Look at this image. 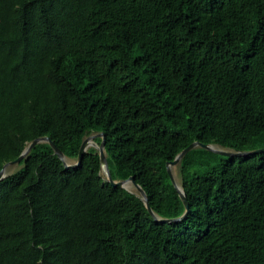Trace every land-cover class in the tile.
<instances>
[{
  "label": "trees",
  "instance_id": "16d2710c",
  "mask_svg": "<svg viewBox=\"0 0 264 264\" xmlns=\"http://www.w3.org/2000/svg\"><path fill=\"white\" fill-rule=\"evenodd\" d=\"M0 264H264V0H0ZM102 136L95 141L100 144Z\"/></svg>",
  "mask_w": 264,
  "mask_h": 264
},
{
  "label": "water",
  "instance_id": "95a60500",
  "mask_svg": "<svg viewBox=\"0 0 264 264\" xmlns=\"http://www.w3.org/2000/svg\"><path fill=\"white\" fill-rule=\"evenodd\" d=\"M97 136H102L103 137V140H102V142L100 144H98L95 141V138ZM42 142H49L53 146L55 153L63 160V162L65 163L66 167H76L79 164H81L85 152L88 151V145H90V147H92V146L96 147L98 149V151H99V154H100L101 163H102V171L106 172L107 179L114 186H122V187H124V188H126V189H128L130 191H133L131 189V187H134L136 191H133V192H135L137 195H139L145 201L146 206L148 207L150 212L155 215V212L153 211V209H152V207H151V205L149 203L146 191L143 189V187L139 183H137L136 178L134 176H131L128 179H124V180H114L113 179L112 174H111V170H110V167H109V163H108V160H107L106 149H105V146H106V135L104 133H102V132L101 133H93V134L87 136L83 140L81 148H80V152H79V156H78L77 162L74 163V164H69L68 163L67 157L64 154V152L53 142V140L50 137H48V136L37 137L36 139L32 140L31 142H29L27 144V146L23 150L22 154L17 159L12 160L10 162H7L3 166L2 170L0 171V180L4 179L6 176L9 175L7 173V171H6V169H7V167L9 165L14 164V163H19L22 159H24L31 152V150L37 144L42 143ZM198 146L204 147L206 149H209V150L214 151V152H218V153L226 155V156H245V155H248V154L264 152V147L263 148L254 149V150H250V151H235V150L226 149V148L218 149V147H216L215 144H206V143H202V142H199V141H196V142L192 143L191 145H189L182 152H180L173 161H171V162H169L167 164V169H168L169 175L171 177V180L174 183V185L176 186L177 190L179 191L182 199L184 200L186 210H185L184 214L182 216L178 217V218H172V219L163 218V219H161L164 222H177V221H180V220L186 218L188 216L189 212H190V204H189V201H188V197H187L182 185L179 184L177 176L173 172V167H178V165L181 163V160L186 155V153H188L190 150H192L193 148L198 147Z\"/></svg>",
  "mask_w": 264,
  "mask_h": 264
},
{
  "label": "rangeland",
  "instance_id": "374dc122",
  "mask_svg": "<svg viewBox=\"0 0 264 264\" xmlns=\"http://www.w3.org/2000/svg\"><path fill=\"white\" fill-rule=\"evenodd\" d=\"M215 146L218 147V149H223V147L220 146V145H216L215 144ZM67 161H68L69 164H74V163L77 162L76 159H71V158H67ZM20 167H21V165L19 163H14V164L9 165L7 167V169H6V171H7L8 174H11L14 171L18 170ZM173 172L177 176L178 182L181 185V178L179 176V169H178V167H173ZM102 175H103V177H106L107 178V175H106V172L105 171H102ZM131 189L133 191H136L134 187H131Z\"/></svg>",
  "mask_w": 264,
  "mask_h": 264
},
{
  "label": "bare ground",
  "instance_id": "6f19581e",
  "mask_svg": "<svg viewBox=\"0 0 264 264\" xmlns=\"http://www.w3.org/2000/svg\"><path fill=\"white\" fill-rule=\"evenodd\" d=\"M90 147V145H88V148Z\"/></svg>",
  "mask_w": 264,
  "mask_h": 264
}]
</instances>
